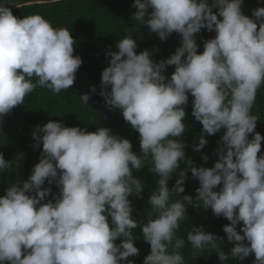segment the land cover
Instances as JSON below:
<instances>
[{"label":"clouds","instance_id":"clouds-1","mask_svg":"<svg viewBox=\"0 0 264 264\" xmlns=\"http://www.w3.org/2000/svg\"><path fill=\"white\" fill-rule=\"evenodd\" d=\"M10 6L17 7L0 2V118L37 87L57 95L68 90L82 64L67 28H55L39 14L17 18ZM132 7L133 20L161 41L173 32L182 38L174 54L154 62L147 50L136 54V42L125 36L101 73L100 95L139 134L140 155L108 128L89 133L53 121L36 128L39 162L27 181L0 196V264H132L127 258L139 255L133 236L138 226L150 246L143 264H185L179 250L186 241L193 252L218 250L217 237L200 227L186 239L178 236L186 205L200 202L230 222L222 231L233 244L232 259L252 255L253 264H264V154L258 156L264 137L254 132L259 116L252 114L264 85V7L253 10L252 18L243 15L242 0H134ZM201 29L215 37L197 54L194 34ZM167 66H174L170 77L163 74ZM189 95L191 115L202 125L193 150L206 145L204 134L224 130L211 168L185 160L179 138ZM79 99L86 105L90 96ZM180 161L186 167L170 190ZM146 165L158 180L148 199L152 218L138 223L129 197L141 198L144 186L133 171ZM11 167L0 153V172ZM189 170L199 182L195 199L184 195L170 203L173 193H184ZM45 181L59 190L47 202ZM219 259L229 256L219 253Z\"/></svg>","mask_w":264,"mask_h":264},{"label":"trees","instance_id":"trees-1","mask_svg":"<svg viewBox=\"0 0 264 264\" xmlns=\"http://www.w3.org/2000/svg\"><path fill=\"white\" fill-rule=\"evenodd\" d=\"M8 2L17 5V7L10 6L12 14L17 18L39 14L53 27L67 28L75 41L73 55L79 56L82 64L75 74L74 84L68 90L57 95L46 88L37 87L25 97L22 105L13 108L9 114L0 118V153L3 154L6 162L12 163L10 169L0 172V196H4L5 190L13 183L22 184L32 174V169L39 162L42 152V144L34 147L32 134L36 128L49 121L60 122L65 127L86 129L89 133H94L98 127L108 128L112 134L129 140L132 151L139 156V134L123 120L120 110L110 109L100 95L101 73L109 65L108 54L118 51L116 45L125 36H131L136 42V54L147 50L154 62L165 60L174 54L176 48L180 46L181 36L173 32L161 41L146 25H139L132 18L136 11L132 7L134 0H55V2L49 0L48 3L43 4L39 0H8ZM208 3L211 4L212 0H208ZM258 7H264V0H242L241 11L249 18H252V11ZM215 12L216 9H213V13ZM214 37V32L205 29L194 34L198 45L197 54L203 52V42ZM173 72L174 66H167L163 74L170 77ZM91 88H95V92H90ZM84 94L90 96L86 105L79 99ZM192 100L189 95L183 121L185 132L179 139L185 144V160L191 161L192 167L211 168L218 161L217 149L224 130L221 129L211 136L204 134L206 145L200 151H194V146L199 144L201 138L202 125L191 115ZM252 114L259 116L254 132L264 137V85L257 91ZM251 138L252 134L249 135V139ZM261 154H264V140L261 142V152L258 156ZM202 157H207V160ZM178 163L179 167L168 181L170 190L179 178V172L186 167L184 161ZM133 176L141 180L144 187L140 194L141 198L129 197L133 209L131 215L138 223L147 222L152 218L148 199L156 188L158 176L151 173L147 165L140 170H134ZM182 186L184 193L179 195L173 193L170 203L175 199H181L184 195L195 199L199 182L192 177L190 170L186 172L185 183ZM42 187L51 189L45 202L59 195L55 183L49 185L45 181ZM220 187L222 185L217 186L214 191H219ZM186 208V219L180 222L178 236L186 239L192 228L200 227L217 237L218 250L208 247L202 252H193L186 241L185 247L179 250L185 264H253L252 255L243 261L230 257L233 244L227 241L226 234L222 231L223 227L230 223L229 221L214 216L211 209L203 207V202H200L198 207L190 204L186 205ZM240 227L242 225H237L238 232ZM133 236L134 246L139 250V255L127 259L132 261V264H143L145 257L150 254V246L143 240L139 226L133 230ZM115 243L119 244L120 240L117 239ZM219 253L229 256V259L221 261ZM124 264H127V261Z\"/></svg>","mask_w":264,"mask_h":264}]
</instances>
